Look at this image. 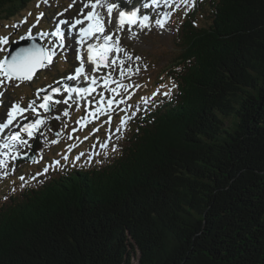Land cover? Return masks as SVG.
<instances>
[{"label":"trees","instance_id":"obj_1","mask_svg":"<svg viewBox=\"0 0 264 264\" xmlns=\"http://www.w3.org/2000/svg\"><path fill=\"white\" fill-rule=\"evenodd\" d=\"M35 1L0 0V24ZM178 15L152 82L174 96L114 157L0 184V264H264V0Z\"/></svg>","mask_w":264,"mask_h":264},{"label":"snow or ice","instance_id":"obj_2","mask_svg":"<svg viewBox=\"0 0 264 264\" xmlns=\"http://www.w3.org/2000/svg\"><path fill=\"white\" fill-rule=\"evenodd\" d=\"M43 3L47 4L48 0H42ZM160 0H151V5L158 6ZM165 5H168V0H164ZM185 4L192 3L193 6L195 5V0H184ZM73 5H69V8H71ZM150 5L145 4L144 7H149ZM39 7V4L37 5ZM106 7L107 13L109 15V21L108 23H111V14L113 13L114 9L117 8V5L115 3L110 2V0H88V2L83 4V7L80 9L81 15H83V18H77L74 21L71 19L64 20L61 19L58 21V23L55 26V30L48 32H41L39 35L41 37H45L48 35L54 36L57 38V41L51 42L49 47H41L38 44H33L31 47H24L19 48L18 50L11 53L10 56L6 55L3 59H0V88L6 89L13 81L17 82L15 84L16 87L19 86V83L24 81H32L35 73L41 69L48 67L53 64L54 58L57 56V48L64 49L67 45L65 44L66 36L65 32L61 29V25H66L70 27L71 29H76L77 26H80L78 29V36L79 39H74L72 41V44L75 45V50L77 52L76 59L79 61V66L75 67L74 73L69 74L66 77H63L62 79L73 81L78 78L83 77L85 80L88 79V75L85 71V57L82 52V47L85 45L86 41H93L87 43V62L92 64L94 67L92 69V77H91V85L95 86L98 82L97 77L94 75L102 66L103 67H111L115 66L117 64V59L113 57V53L118 55L121 52H124L123 47L120 44L119 37L115 38V41H113L114 34H108L105 35L106 27L103 16L97 11L98 8ZM91 8L90 11H88L86 14H83V10ZM67 11V9H65ZM31 15V13H29ZM58 15H63V13H59ZM44 16V13H40L36 17V23L38 24L41 20V18ZM85 21H87V26H83L85 24ZM139 21V27L141 29L148 26L149 17L143 16L141 19L138 16V12L136 10L132 11H123L121 10L119 12V25L121 28L125 24L133 25L137 24ZM23 23H27V20L25 19L22 21ZM156 24L161 29L164 28V21L157 19ZM36 24H33L32 27L34 28ZM12 27H16V25H13ZM20 39H34L32 35L31 28L28 31V35L26 37L22 36ZM10 38L8 36H0V45H8ZM0 51H6L5 48L0 47ZM128 60H131V56H127ZM137 60L140 59V57H136ZM120 65V76L121 78L125 75V69L123 67L124 60H119ZM128 73L132 72L131 68L127 69ZM139 71V69H137ZM100 79L103 80V87L107 90H109L113 96L118 95L121 88L125 89L127 91V86L117 82L116 80H113L111 78V73H108L105 77H101ZM59 83V81L57 82ZM112 83H116L117 87L115 88H109V85ZM177 87V85L173 84V88ZM52 93H59L61 91L60 88H51ZM46 89H37L36 91V99H33L29 101L27 107L21 106L20 103H13L10 107V109L6 113V121L0 120V133H3L6 129H9L10 127H17V131H13L10 136H6L4 139V142L0 144V149H5L6 151H0V156L4 157V159H0V168H6L8 163V157L11 156L12 160L16 159V154L13 151L14 149H17V146H27L28 140H25L22 138L21 133L27 134V137L31 139L34 134L41 131V127L46 123L45 119L43 118H34L28 123L20 124L17 120L18 117H20L22 120H29V117L24 115V113L31 111L32 113H35L37 117L40 116V113L38 109H42L45 113L52 110V104L53 102L56 104L64 103L66 105H69V100H53V96L51 95H43L41 96L42 92H45ZM64 91L69 94V99L72 98V94L74 93L76 96L83 98L86 95H89L91 92L95 91L94 87H76V88H70L65 87ZM159 92L154 93L153 95H158ZM4 93L0 91V96H3ZM163 95L168 96L170 95V92H165ZM37 100H40L39 104H37ZM122 102V101H121ZM115 103L114 100L110 99L107 101V104L109 106V109L111 106ZM0 104H3V101L0 100ZM99 104L101 105L98 107L96 112L90 113L93 117H95L98 114H102L106 111V109L103 107L104 104V98L103 93L100 94V101ZM71 107V105H69ZM134 115V114H133ZM63 116L67 117L69 116V111L64 110ZM56 119H60L59 116L56 117ZM132 119V116H126L122 117L120 120L119 127L116 128V133L119 134L121 132V129L125 128L128 124V121ZM77 123H80V121H77ZM108 123H111V113L109 112V120ZM99 129H96L98 131ZM75 131V129H74ZM87 139V137H85ZM52 143H58V141L53 140ZM74 147V145L69 146V150ZM101 147H107L106 144H102ZM112 151H117L116 146L114 145L112 147ZM83 155V153H81ZM67 156H64V159L67 160ZM80 157L77 156L76 159H79ZM60 162L55 161V165L59 166ZM52 165L45 166L42 173H37L36 175L39 176L41 174H46L49 171V168ZM4 176H7L8 173H3ZM25 179L24 176L20 177V180L23 181Z\"/></svg>","mask_w":264,"mask_h":264},{"label":"rangeland","instance_id":"obj_3","mask_svg":"<svg viewBox=\"0 0 264 264\" xmlns=\"http://www.w3.org/2000/svg\"><path fill=\"white\" fill-rule=\"evenodd\" d=\"M52 2V7H57V12H62L63 17H70L71 19L77 18L81 16L80 9L83 7V4L88 2V0H55L51 1ZM51 3L48 0V3L41 6V9L39 10L38 8L37 11H43L44 13L51 5ZM73 5L71 8H69V5ZM27 5H25L26 7ZM32 9V3L30 5V8ZM67 9V11H65ZM34 11V8L32 9ZM36 11V12H37ZM55 9L52 11V15H55ZM85 13V12H84ZM20 15V14H18ZM17 15V16H18ZM150 13L146 14V16L150 17ZM169 16L166 19V26L161 29L156 25L155 27L153 26L150 30H145L142 32L138 37H132V36H126L124 35V39L122 40L123 46L127 47L128 49L133 51V55L130 54V56L133 59V63H130L129 61L124 62V69H125V75L126 79L123 78H118L119 83L127 86V90L129 89V93L126 97L125 100L131 99L132 97L135 96V100H138L140 97L141 91H139V88L137 85L145 86V91L148 90V86H150V77L153 81L154 77H156L161 71V68L164 65H167L175 58L177 53L172 51L171 47V39L174 37V33L176 30V25L177 22L172 19L171 21H167ZM34 19V18H33ZM47 19H51L49 16H47ZM52 19H57L56 16H54ZM21 26V25H20ZM5 31H2L0 28V33H4ZM49 33V32H48ZM69 35V33H67ZM17 35L15 34L14 37ZM68 41L71 43L72 37L69 35ZM10 44V42H9ZM6 49V48H5ZM2 54H6V51H3ZM61 55H65L64 53H61ZM59 56V55H57ZM67 56V55H65ZM136 57H140L139 60L136 59ZM1 58V57H0ZM64 60V59H63ZM66 63V66L68 71L66 73L72 72V68L76 65L75 61L73 60V57H66L64 60ZM63 64V63H62ZM65 65V64H64ZM132 67V68H131ZM131 68L132 72L128 73L127 69ZM139 69V71H137ZM54 71L53 69H47L39 72L36 76L33 77L32 81H24L19 84L18 87L15 86L17 82L13 81L10 86H8L6 89H2L1 91L4 93L3 96H0V100L3 101L2 107L0 108V120H3L6 117L7 111L10 109V106L13 103H20V104H26V101H28V97L31 99V93H32V88L33 87H42L44 77H47L49 73ZM41 74L42 78L37 79L38 75ZM135 82H134V81ZM136 84L135 86L132 87V85ZM117 87V85H113V88ZM152 91V88H150L147 92L146 95H148ZM126 93L125 89L121 88L119 91V95L122 93ZM143 92V94H144ZM105 97L108 93V90L103 92ZM12 94L13 97L10 95ZM110 98H114L115 96L109 95ZM87 102L88 99H85ZM100 101V95L98 100L94 101V105L88 110H82V114L79 116V114L75 115L76 120H73L74 114H75V108L79 105V101H76L75 106L71 110L72 112L69 113V116L65 117L61 112L64 109H60L57 112H47L46 117L48 119L46 125H43L41 127V131L36 133V137L31 141L29 147H22L21 150L18 151V155L22 156L23 154L26 155L29 153L31 150V145L34 140L37 139L38 142V147L34 150L35 152V163H29L27 161H21L18 163L17 168H16V174L13 175L12 172V159L11 157L8 159L7 166L9 165L8 171L10 172V177L8 179H14L18 178V174L22 173L24 175H32L35 172H38L44 165V163H40L41 161H46L50 160L53 158L54 153L57 151H60V155L63 152V150L66 147H69L71 144L67 146L68 143L72 141V134L77 136L78 133L74 131V125L75 123L77 124V121L82 120L85 118L88 114L89 111L93 110L95 107V104L99 103ZM87 105V104H86ZM66 106V110H67ZM112 117L115 118H120V117H126L122 116L120 111L114 110L110 112ZM59 116L60 119H56V117ZM105 117V120H103V123L106 125L105 130L104 126L102 124L101 127H99L98 131L101 133L103 131L106 134L109 132V127H107L108 120H109V112L106 113V115L102 116ZM75 121V122H74ZM102 121V120H100ZM117 121V120H116ZM231 118L225 121L226 125H229L231 122ZM116 124V123H115ZM76 126V125H75ZM112 130V129H111ZM110 130V131H111ZM102 133V136L104 135ZM113 135V142H116L118 137L120 136V133L116 135V129L112 131L111 133ZM104 136V138H105ZM53 140L58 141V143H52ZM102 142V141H101ZM42 155L44 156V159H41ZM39 157V159H38ZM40 161V162H39ZM38 162V163H36ZM30 164L31 167L28 169L25 168V164ZM2 177V176H0ZM20 185L21 183L18 182ZM139 257V254H138ZM133 264H136V261L133 260Z\"/></svg>","mask_w":264,"mask_h":264},{"label":"water","instance_id":"obj_4","mask_svg":"<svg viewBox=\"0 0 264 264\" xmlns=\"http://www.w3.org/2000/svg\"><path fill=\"white\" fill-rule=\"evenodd\" d=\"M33 44H38V45L41 46V44L38 41H35L34 39L26 41V42H23V43H18V44H15V45L11 46L8 56H10L11 53H13L14 51L18 50L19 48L31 47ZM41 69H39L38 71H40ZM37 146H38V144H37V142H35L34 149L30 153V155L28 157L25 156L24 158H18V162H20L22 160L33 161V159H34V150H35V148H37Z\"/></svg>","mask_w":264,"mask_h":264},{"label":"bare ground","instance_id":"obj_5","mask_svg":"<svg viewBox=\"0 0 264 264\" xmlns=\"http://www.w3.org/2000/svg\"><path fill=\"white\" fill-rule=\"evenodd\" d=\"M144 5H145V4H144ZM144 5H142L141 7H142V8H145ZM149 19H150V17H149ZM49 33H50V32H49ZM66 33H67V32H66ZM50 36H51V35H50ZM73 40H74V39L72 38V41H73ZM72 41H71V43H72Z\"/></svg>","mask_w":264,"mask_h":264}]
</instances>
